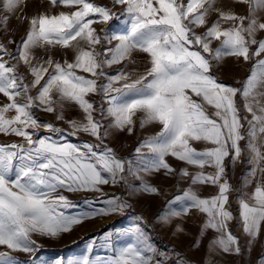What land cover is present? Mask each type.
<instances>
[{"label":"snow or ice","instance_id":"snow-or-ice-1","mask_svg":"<svg viewBox=\"0 0 264 264\" xmlns=\"http://www.w3.org/2000/svg\"><path fill=\"white\" fill-rule=\"evenodd\" d=\"M237 2L247 6V15L218 7V0H111L112 7L94 0H47L46 10L26 16L16 15L23 13L26 0H4L0 11L9 15L0 16V30H6L12 15L26 21L28 28L19 42L0 40V94L8 101L0 105V134L23 139L0 144V246L10 250L0 251V264H22L12 252L29 254L30 264H35L41 245L34 235L57 238L86 219L123 214L132 207L127 198L105 194L101 186L122 185L127 197L159 195L160 189L146 177L160 172L190 178L193 186H216L218 194L202 198L189 186L167 202L172 206L157 214L156 223L171 226L178 236L185 229L177 221L196 209L206 214L200 235L209 229L218 233L209 252L215 246L222 253L239 255V240L228 230L234 217L226 205L233 188L225 160L230 158L235 165L243 152L251 167L242 187L255 186L251 193L236 190L238 213L248 245L255 242L264 223V39L257 38L264 32L259 15L264 0ZM117 5L119 13L112 10ZM61 6L68 11L52 13ZM114 19L122 25L119 31L98 32L93 27ZM37 49L47 58H38ZM56 49L66 50L62 62L54 59ZM134 53L146 54L143 71L126 70L128 63L136 64ZM225 57L254 61L247 78L238 81L239 88L218 82L214 75ZM21 64L27 75L19 72ZM113 65L123 67L114 75L105 72ZM92 95L100 97L99 107L88 98ZM237 96L251 119L241 117ZM66 104L76 105L83 119L65 120ZM34 110L55 113L71 131L65 134L53 122L41 121ZM137 119L141 129L159 125L160 130L141 140L133 157L121 158L105 141L111 130L131 135ZM40 129L49 134L41 135ZM80 133L96 142L76 144L67 139ZM240 141H245L244 148ZM193 142L211 146L198 150ZM169 156L199 170L177 171L168 163ZM205 168L213 171L206 173ZM79 191L101 193L103 206L79 216L66 214L63 210L74 205L64 192ZM142 220L136 217L137 224L124 233L129 242L112 258L93 262L84 255L66 264H166L169 254L158 252L150 242ZM175 255V264H185L178 252ZM52 264L65 262L57 259Z\"/></svg>","mask_w":264,"mask_h":264},{"label":"rangeland","instance_id":"rangeland-1","mask_svg":"<svg viewBox=\"0 0 264 264\" xmlns=\"http://www.w3.org/2000/svg\"><path fill=\"white\" fill-rule=\"evenodd\" d=\"M4 0H0V8L3 6ZM95 3L112 7L111 0H94ZM218 7H222L225 10H233L237 14L247 15V6L237 2V0H218ZM48 7L47 0H26V7L23 13H17L16 15L31 16L38 11H44ZM68 11V9L61 7L52 8V13H58L59 11ZM114 12L119 13L121 6L117 5L112 9ZM9 15L6 12L0 11V16ZM16 15H12L8 21L6 30H0V40L7 43L8 40L14 39L17 42L25 35L28 24L25 21L21 23L17 20ZM264 18V12L259 13ZM216 14L213 13L210 19L214 20ZM227 27L228 25H224ZM93 27L99 32L101 29L106 28L110 30L119 31L122 25L117 20L110 21L107 25L103 23L94 24ZM198 31H203L200 29ZM258 39H264V32L257 34ZM115 43V42H113ZM218 42L213 43V47H216ZM9 49H14L15 45H8ZM255 47V46H253ZM99 50V46H98ZM65 51L63 49L54 50V59L61 60L65 58ZM37 57L47 58V54L42 50L37 49ZM264 55V54H262ZM73 58L71 51H67V59L71 61ZM133 58L136 60V64L128 63L127 71L131 72L133 69L143 71L145 68L146 54L134 53ZM7 59V57H5ZM259 59V58H256ZM127 63V62H125ZM215 64V62H213ZM254 61L244 62L243 59H237L235 57H225L217 67L214 68V75L218 77V82H222L226 85L240 87V83L244 81L249 75V70ZM123 67V65H113L110 68H105V72L110 75H114L117 69ZM19 72L27 75V70L22 64L19 66ZM88 76L87 73H80ZM28 79H31L28 76ZM35 94V89H33ZM90 100L95 101L97 107H99L101 100L98 95H92L88 97ZM238 106H240V115L248 116L251 119V115L247 113L242 107V101L237 96ZM8 103L7 98L0 94V105ZM213 110L209 108V113ZM35 115L41 121L53 122L56 127L65 129V134L71 131L69 126L64 121L56 120L55 113H46L43 111L34 110ZM14 111L8 113V116L14 115ZM96 118L99 119L98 114ZM65 120L77 119L82 120L84 114L74 104H66L64 109ZM139 116V114H138ZM105 124L108 120L104 121ZM245 129L241 131L246 134V122ZM160 130L159 125H148L144 129L139 127V119H137L136 127L131 135L127 131L119 132L111 130L112 135L105 141L110 147H112L117 155L121 158H131L134 155V149L139 142L146 136L154 135ZM31 131V130H29ZM41 135H46L43 129L39 130ZM67 139L71 143L80 144L85 141L95 143L96 141L87 134L80 133L77 136H68ZM23 139L15 135L0 134V144L22 143ZM241 147L244 148L245 141H240ZM204 142H193V147L198 150H203L206 147H210ZM147 151V149H144ZM168 163L172 165L177 171L182 168H187L190 173H195L199 169L195 166L187 165L184 162H180L175 158L169 156L166 158ZM226 165V178L229 180L233 191L229 193V203L226 205L227 210L233 213V220L228 222V230L235 235L241 246V253L239 255L222 253L218 248H213V251L209 252V244L211 239L218 235L215 230H207L206 233L201 236L200 228L201 224L206 220V214L200 213L196 209H192L190 214L186 216L182 221H177L182 224L185 232L174 236L172 234L171 226L161 227L155 221V217L158 213L167 211L172 205L168 204V201H172L176 195H182L183 191L192 186L195 191L202 198H211L218 194V188L212 185H191L190 178H183L179 175L167 177L163 172L155 173L152 176L146 177L152 186L160 189L159 195L154 194H137L136 196L127 197L123 186L112 187L110 185L101 186L105 194L115 193L117 196H124L128 199V202L132 207L125 209L123 214H114L108 216L97 215L94 218L84 220L82 223L74 226L71 231L62 233L57 238L42 237L34 235L41 245L40 250L36 253L38 257L35 260V264H52L53 261L60 259L63 262L68 260L78 259L84 255H88L93 262L110 259L115 254V251L121 247L126 246L129 242L130 236L124 235V233L130 227H134L137 224L136 217L140 216L143 220L140 222L141 227L150 238V242L155 246L158 252H165L169 254L166 264H175L178 257L175 253H179L185 261V264H264V223L261 224L260 233L251 244L248 245V237L243 233L242 224L239 219L238 213V199L237 191L251 193L254 190L255 183L248 187H242L241 181L247 170L251 167L247 163V152H243L241 161L232 165L230 158L225 160ZM204 171L212 172V168H205ZM259 177V173H258ZM133 183H139V181H133ZM64 195L73 202V207H70L65 211L66 214L81 215L84 213H91L94 209H98L103 206V197L101 193L90 191L79 192H64ZM93 225L96 227L93 230H89ZM111 233V235H106ZM199 240V243L193 247L194 243ZM0 251H10L6 247L0 246ZM13 256L17 257L22 264H30L29 254L23 252H12ZM157 259L160 257L157 256Z\"/></svg>","mask_w":264,"mask_h":264},{"label":"bare ground","instance_id":"bare-ground-1","mask_svg":"<svg viewBox=\"0 0 264 264\" xmlns=\"http://www.w3.org/2000/svg\"><path fill=\"white\" fill-rule=\"evenodd\" d=\"M96 227V225H93L89 230H93Z\"/></svg>","mask_w":264,"mask_h":264}]
</instances>
